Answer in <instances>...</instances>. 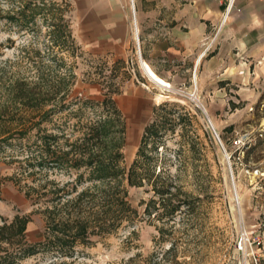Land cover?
<instances>
[{
	"label": "rangeland",
	"instance_id": "1",
	"mask_svg": "<svg viewBox=\"0 0 264 264\" xmlns=\"http://www.w3.org/2000/svg\"><path fill=\"white\" fill-rule=\"evenodd\" d=\"M131 8L129 0L128 29L120 43L79 34V19L71 12L72 32L81 53L64 56L74 64V92L99 100L100 87L86 82L87 74L92 78H97L99 70L110 74L114 61L123 60V66L112 71L114 82L121 85L115 100L125 121L123 165H131L145 127L155 123L158 133L149 138L145 152L153 157L156 172L160 170L191 195L192 210L184 207L171 219H157L141 203L153 196L150 187H130L129 198L138 217L97 238L92 246L79 247L72 258L74 264H252L253 257L264 264V80L257 83L252 96L238 95L239 88L232 84L218 89L223 86L219 81L213 85L195 82L194 90L193 81L181 77L170 81L171 88L160 87L140 65V41L134 35ZM41 22L38 17V26L18 29L0 21V98L11 79L35 71L29 69L34 51L47 60L49 36ZM208 85L209 90H216L209 92ZM192 92L198 98L196 104ZM85 117H94V112L87 111ZM53 120H67L71 125L76 118L63 112ZM13 143L11 148L0 149V223L35 208L9 178L15 171L10 157L21 156L27 149L25 141ZM51 177L67 179L59 173ZM43 227L42 216L32 214L27 239L37 240ZM244 231L251 247L242 253L235 244ZM52 260L51 255L37 254L15 264Z\"/></svg>",
	"mask_w": 264,
	"mask_h": 264
},
{
	"label": "trees",
	"instance_id": "2",
	"mask_svg": "<svg viewBox=\"0 0 264 264\" xmlns=\"http://www.w3.org/2000/svg\"><path fill=\"white\" fill-rule=\"evenodd\" d=\"M71 11L70 0H0V21L30 29L38 26L41 17L49 36L47 60L34 51L29 69L35 71L11 79L0 98V149L11 148L14 141H25L27 148L21 156L10 157L15 171L9 178L35 206L31 213L0 223V264H15L37 254L51 255L48 264H74L79 247L92 246L97 238L138 217L130 187H150L153 196L141 203L157 219H171L184 207L192 210L191 195L160 170L156 172L153 157L145 152L149 138L158 133L155 123L145 127L131 165H123L125 121L115 100L121 85L114 82L112 71L124 61H114L110 74L103 70L97 78L87 74L86 82L100 87L99 100L74 92V64L64 56L81 53L72 32ZM87 111L94 117L86 118ZM63 112L76 118L75 123L54 122ZM53 173L67 179L51 177ZM32 214L44 220L35 241H29L26 233Z\"/></svg>",
	"mask_w": 264,
	"mask_h": 264
},
{
	"label": "crops",
	"instance_id": "3",
	"mask_svg": "<svg viewBox=\"0 0 264 264\" xmlns=\"http://www.w3.org/2000/svg\"><path fill=\"white\" fill-rule=\"evenodd\" d=\"M70 1L79 34L122 42L129 0ZM130 1L140 59L162 80L170 83L181 77L201 85L219 81L223 86L218 89L232 84L239 88L238 95L255 94V86L264 80V0H235V9L208 49L222 17L221 0ZM209 85L208 91L214 92Z\"/></svg>",
	"mask_w": 264,
	"mask_h": 264
},
{
	"label": "built area",
	"instance_id": "4",
	"mask_svg": "<svg viewBox=\"0 0 264 264\" xmlns=\"http://www.w3.org/2000/svg\"><path fill=\"white\" fill-rule=\"evenodd\" d=\"M221 3L224 5V8H223V12H222V17H221V20H220V23L218 25V27L216 28V31L213 35V37L211 38L210 42L207 44V47L206 49L212 47L214 41L216 40V37L218 35V32L220 31V29L222 28V26L224 25V23L226 22L227 20V17L229 16L230 12L235 9V0H221ZM238 10V9H237ZM132 15L134 17V8L132 9ZM138 53L139 55H141L140 53V48H139V43H138ZM193 83H194V90L196 89V83L194 80H192ZM191 96V100L193 102H198V98L196 97L195 93L192 92L190 94ZM209 120V119H208ZM209 123H210V120H209ZM211 125V123H210ZM212 129H213V132L215 133V136L216 138L219 140V136L218 134L215 132L214 130V127L211 125ZM220 141V140H219ZM221 143V142H220ZM222 146V144H221ZM223 147V146H222ZM224 149V147H223ZM251 247V242L249 240V236H248V233L246 231H244L243 233H241L238 237V240L236 241V244H235V249L239 252H244V251H247V248ZM252 264H258L257 262V259L255 257H253V261H252Z\"/></svg>",
	"mask_w": 264,
	"mask_h": 264
},
{
	"label": "bare ground",
	"instance_id": "5",
	"mask_svg": "<svg viewBox=\"0 0 264 264\" xmlns=\"http://www.w3.org/2000/svg\"><path fill=\"white\" fill-rule=\"evenodd\" d=\"M133 8V7H132ZM135 35V33H134ZM137 35V32H136ZM138 38V37H137ZM136 38V39H137ZM140 65L145 73V75L148 77V79H150L152 82H154L155 84L159 85L160 87H164V88H171L170 83L162 80L159 76H157L148 66V64L143 60L140 59ZM212 123V122H211ZM212 125V124H211ZM213 126V125H212Z\"/></svg>",
	"mask_w": 264,
	"mask_h": 264
}]
</instances>
